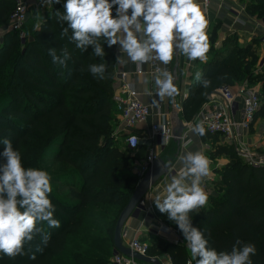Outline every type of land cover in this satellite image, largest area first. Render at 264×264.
<instances>
[{
  "label": "trees",
  "instance_id": "trees-1",
  "mask_svg": "<svg viewBox=\"0 0 264 264\" xmlns=\"http://www.w3.org/2000/svg\"><path fill=\"white\" fill-rule=\"evenodd\" d=\"M13 6V0H0V30ZM63 10L61 0L48 3L38 18L32 15L23 26L22 42L7 29L0 37V138L10 139L19 149L25 167L50 162L44 170L51 171L49 198L56 209L54 218L60 221L58 229L41 225L48 234L46 245L37 235L25 245L24 255L0 254V264H110L115 223L139 180L138 151L129 152L124 141L120 146L114 138L119 125L113 103L116 46H105L104 59L92 55L91 49L81 52L69 42L70 32L61 35L66 24L58 21L56 11L62 15ZM246 13L262 18L264 0H251ZM49 48L58 54L68 50L64 69L51 62ZM102 62L105 78L98 80L87 67ZM256 64L252 47H240L235 39L211 49L200 66L210 84L203 88L191 83L182 105L184 117L194 116L217 89L257 80L260 114L254 122L264 118V72L255 75ZM200 139L215 145L209 151L211 158L224 156L229 164L217 171L215 195L209 197L208 206L190 213L193 226L205 231L209 246L218 252L231 251L237 239L255 245L253 264H264V164L242 160L232 144L218 143V135L206 132ZM154 217L184 240L177 226L157 209ZM147 244L149 258L166 257L170 264L188 260L183 244L154 236Z\"/></svg>",
  "mask_w": 264,
  "mask_h": 264
},
{
  "label": "clouds",
  "instance_id": "clouds-1",
  "mask_svg": "<svg viewBox=\"0 0 264 264\" xmlns=\"http://www.w3.org/2000/svg\"><path fill=\"white\" fill-rule=\"evenodd\" d=\"M46 2L60 4L61 0ZM63 9L62 15L56 11L58 21L66 24L61 35L69 36L70 32L69 42L81 52L91 49L92 55L104 59L105 46H119L117 64H135L140 70L157 62L159 74L153 82L161 100L179 94L169 70L174 58L183 56L189 63L208 60L209 21L198 0H63ZM48 55L61 69L70 59L66 48L59 54L49 48ZM87 71L103 80L106 63L90 64ZM193 80L203 88L210 84L199 68ZM194 119L191 131L203 137L204 121ZM0 145V254L13 258L24 255L25 245L37 235L46 245L48 234L41 225L58 229L60 221L54 218L56 209L49 198L53 191L49 172L25 167L10 139L0 138ZM179 163V170L157 194L154 205L181 231L190 255L187 264H253L255 245L237 239L231 251L218 252L209 246L205 231L193 226L190 213L209 204L204 188V181L211 175L209 158L202 150H186Z\"/></svg>",
  "mask_w": 264,
  "mask_h": 264
},
{
  "label": "crops",
  "instance_id": "crops-1",
  "mask_svg": "<svg viewBox=\"0 0 264 264\" xmlns=\"http://www.w3.org/2000/svg\"><path fill=\"white\" fill-rule=\"evenodd\" d=\"M27 6V15L30 19L32 15L36 14L37 18L43 9H47L48 3L46 0H23ZM198 4L201 10L204 12L206 18L209 21L208 43L209 52L211 49H219L226 39H235L236 44L240 47H252L257 57L258 65L264 66V16L258 18L256 13H246L247 7L251 4V0H198ZM28 19V20H29ZM8 29V22L4 28L0 30L3 33ZM209 52L207 53L209 58ZM119 55V46L115 47V60ZM157 66V62H153ZM204 63L199 61H193L189 63L183 56L174 58V61L169 66V70L173 72L176 68V85L179 89V94L174 98H164L161 100L155 94L154 78L157 74L150 72V67L145 65L143 67L144 73L141 76H136L134 70L135 64L120 65L115 62L114 76L115 84L114 90L116 92L119 83L117 82L118 76L121 74L126 75V82L129 83L134 91L137 93L138 99L144 105L159 106L161 117L156 112H152L151 116L142 124L135 126L131 133L139 139L137 147L138 154L140 156V163L137 167L141 166L145 160V156L150 149L153 150L155 160L160 159L165 164H168L174 174L180 168L179 157L186 150H202L203 153L209 158L211 175L204 181V188L210 196H214V183L217 179V171L223 166L229 164V160L224 157L211 158L209 151L211 150V142H202L200 137L194 135L191 131L195 119L202 110L192 116L190 119H186L183 114L182 105L186 99L191 83L194 82L193 76L197 68ZM158 67V66H157ZM262 68V67H261ZM247 90L243 84L235 86L230 89L232 93L238 94L240 90ZM252 90V89H249ZM207 100V99H206ZM119 119V118H118ZM175 120L181 121L184 125H191L186 131L183 132L180 142L177 144L173 141L166 147H158L155 142L153 143L150 136V127L154 124L169 123L171 129L173 128V122ZM120 122V120H119ZM118 133L122 132L120 124L117 127ZM264 119L257 117L251 131L239 134V143L232 144L238 153L240 149H246L252 159L241 157L244 161H254L258 159V155H264ZM123 136V135H122ZM125 138V137H124ZM217 143V142H216ZM219 144L228 143L218 137ZM215 144V143H214ZM229 144V145H231ZM135 150V151H136ZM168 171V172H169ZM167 173L160 179L148 192L146 199H148L154 209L155 198L157 194L163 189L164 185L170 180L171 176ZM173 174V175H174ZM160 228L170 231L168 236L160 234ZM158 237L165 242L171 244H183L186 251V244L182 237L169 226L164 225L154 217L140 216L137 220L129 218L122 232V243L125 247L133 239H138L147 243L150 237ZM188 257L189 253L187 251ZM160 264H163L159 258H155ZM165 264H170L168 259L164 260Z\"/></svg>",
  "mask_w": 264,
  "mask_h": 264
},
{
  "label": "built area",
  "instance_id": "built-area-1",
  "mask_svg": "<svg viewBox=\"0 0 264 264\" xmlns=\"http://www.w3.org/2000/svg\"><path fill=\"white\" fill-rule=\"evenodd\" d=\"M13 1L14 6L10 13L7 30L17 33L22 42L24 39L22 29L28 19L27 6L23 0ZM144 66H142L140 70L135 68L134 73L136 76H141L144 73L142 70ZM149 67L151 73L159 74L158 67L155 64L152 63ZM117 82L119 83V86L113 95V103L122 125V135L125 137L124 144L129 152L133 153L138 147L139 139L131 133V130L135 126L144 123L151 116L152 112H156L158 116L161 117L160 108L155 105L142 104L133 87L126 82L125 74L119 75ZM215 92L217 95H209L207 97V101L202 108V110H204L197 118L204 121V126L208 134L218 135L219 138L223 139L228 144L239 143V134L241 132H248L254 125V117L260 108L258 94L255 90L249 89H243L240 90L238 94H234L228 88H221ZM150 136L152 142H155L158 147L168 146L172 141L171 127L169 123L163 122L151 125ZM238 155L240 157L252 159L249 153L247 152L245 154L242 149L239 150ZM154 161L155 156L153 150L150 149L145 156L143 164L139 166L136 171L139 179L145 174ZM249 162L253 165L264 164V160L260 159L254 161L249 160ZM173 174V171H171V174L169 173L170 176ZM153 214L154 207L145 197L135 207L130 218L137 220L141 215L144 217H152ZM160 234L168 236L170 231L160 228ZM127 248L132 253L147 257L149 245L138 239H133L130 241ZM189 259L190 255L188 257V260ZM110 264L144 263L118 254L111 258Z\"/></svg>",
  "mask_w": 264,
  "mask_h": 264
},
{
  "label": "water",
  "instance_id": "water-1",
  "mask_svg": "<svg viewBox=\"0 0 264 264\" xmlns=\"http://www.w3.org/2000/svg\"><path fill=\"white\" fill-rule=\"evenodd\" d=\"M173 74L175 76L176 82V68L173 70ZM209 95H217V93L212 92ZM190 126L191 125H184L181 121L175 120L173 122V128L171 129L172 141L178 144L182 138L183 132L190 128ZM257 157L260 160H264V155H258ZM169 169L170 167L168 164H165L160 159H156L154 163L150 166V168L145 172V174L138 180L129 200L120 212L118 219L115 223L112 240L113 256L120 254L124 257L131 258L135 261L142 262L144 264H160L155 258L143 257L132 253L122 243V232L123 228L125 227V224L130 218L131 213L134 211L138 203L146 197L149 190L157 182H159L162 177H164L167 173L171 174V171H169Z\"/></svg>",
  "mask_w": 264,
  "mask_h": 264
},
{
  "label": "rangeland",
  "instance_id": "rangeland-1",
  "mask_svg": "<svg viewBox=\"0 0 264 264\" xmlns=\"http://www.w3.org/2000/svg\"><path fill=\"white\" fill-rule=\"evenodd\" d=\"M29 19V18H28ZM28 19H27V21H28ZM27 21H26V23H27ZM25 23V24H26ZM5 32V31H4ZM3 32V33H4ZM22 34L24 35V33H23V30H22ZM1 35H2V33H0V37H1ZM259 63L257 62V64H256V66H255V70H254V73H255V75H260L261 73H263L264 72V66H259L258 65ZM262 67V68H261ZM243 84V86L246 88V89H252V90H255L256 91V93L259 95L260 93H261V88H260V83H259V81H257V80H254V81H251L250 83H242ZM228 89H232V88H228ZM217 90H219V89H217ZM261 106H262V104H261ZM260 114V110L258 111V113H257V115H259ZM262 119V118H261ZM264 119V118H263ZM119 124H120V128L122 129V125H121V123L119 122ZM264 133V132H263ZM114 138H115V140L117 141V143H118V145H120V146H122L123 145V141H124V138H123V136H122V132L120 133H118V130L115 132V134H114ZM242 151L246 154L248 151L246 150V149H242ZM22 157V163H23V160H24V158H23V156H21ZM246 158V157H245ZM248 159V158H247ZM50 162L47 160V161H45V162H43L42 164H40L39 166H37V167H39V168H45V167H49V164ZM24 164V163H23ZM62 169H64V168H62ZM49 174H51V171H49ZM214 189V188H213ZM215 195V194H214ZM163 258H166V257H163ZM159 259L162 261L163 259L161 258V257H159ZM167 259V258H166ZM166 259H164V260H166ZM164 260L162 261L163 262V264H165V262H164Z\"/></svg>",
  "mask_w": 264,
  "mask_h": 264
}]
</instances>
